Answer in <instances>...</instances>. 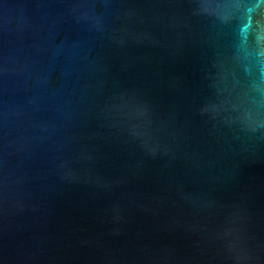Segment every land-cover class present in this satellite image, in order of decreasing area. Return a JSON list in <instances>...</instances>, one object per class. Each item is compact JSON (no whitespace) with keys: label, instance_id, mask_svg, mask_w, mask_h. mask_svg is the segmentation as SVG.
<instances>
[{"label":"water","instance_id":"95a60500","mask_svg":"<svg viewBox=\"0 0 264 264\" xmlns=\"http://www.w3.org/2000/svg\"><path fill=\"white\" fill-rule=\"evenodd\" d=\"M0 264H264V0H0Z\"/></svg>","mask_w":264,"mask_h":264}]
</instances>
